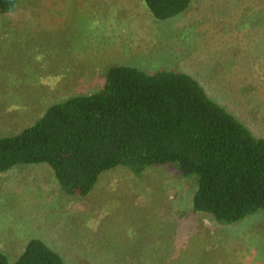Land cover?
<instances>
[{"label": "rangeland", "instance_id": "1", "mask_svg": "<svg viewBox=\"0 0 264 264\" xmlns=\"http://www.w3.org/2000/svg\"><path fill=\"white\" fill-rule=\"evenodd\" d=\"M253 3L195 0L160 22L143 0H19L0 14V138L122 65L192 76L264 139V62L244 51ZM196 190L176 165L118 167L78 199L47 165H21L0 175V252L14 264L36 238L65 264H264V211L221 224L194 212Z\"/></svg>", "mask_w": 264, "mask_h": 264}, {"label": "trees", "instance_id": "2", "mask_svg": "<svg viewBox=\"0 0 264 264\" xmlns=\"http://www.w3.org/2000/svg\"><path fill=\"white\" fill-rule=\"evenodd\" d=\"M143 1L160 22L177 19L195 2ZM253 1L258 21L245 34L248 64L264 62V0ZM18 4L0 0V14ZM21 165H47L60 190L78 199L118 167L139 178L154 166L176 165L196 182V214L230 225L264 211V139L178 71L111 67L97 91L52 104L33 125L0 138V175ZM0 264H11L2 252ZM14 264L65 262L35 238Z\"/></svg>", "mask_w": 264, "mask_h": 264}]
</instances>
